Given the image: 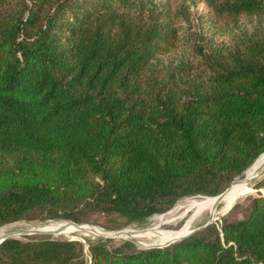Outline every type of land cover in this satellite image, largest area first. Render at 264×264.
Listing matches in <instances>:
<instances>
[{"label": "trees", "instance_id": "trees-1", "mask_svg": "<svg viewBox=\"0 0 264 264\" xmlns=\"http://www.w3.org/2000/svg\"><path fill=\"white\" fill-rule=\"evenodd\" d=\"M204 1L261 20L200 51L192 75L160 58L179 46L184 8L0 0V225L38 209L130 224L220 194L264 152V0ZM254 188L242 219L165 246L98 242L86 260L77 240L6 238L0 264H264V175Z\"/></svg>", "mask_w": 264, "mask_h": 264}, {"label": "rangeland", "instance_id": "rangeland-1", "mask_svg": "<svg viewBox=\"0 0 264 264\" xmlns=\"http://www.w3.org/2000/svg\"><path fill=\"white\" fill-rule=\"evenodd\" d=\"M144 1L157 5L164 4L174 12L178 11L179 7L186 10L184 16L178 17L179 19L177 20L181 36L179 46L171 52L161 55L160 58L170 68H174L175 66H179L182 69L189 67L188 72L192 75L199 74L198 63L200 59L195 58V56L198 57L200 51L208 54L207 52H210L212 48L216 50L229 49L236 42L238 34H241L244 30H251L261 20L256 15L251 17L243 15L234 19L220 18L212 12L204 0ZM263 171L264 161L256 164L253 163L242 177L236 176L230 184L233 181L244 178V176L245 179L241 183L232 184L230 189L234 190L236 187L243 188L245 186L250 190L242 193L225 192V196L215 203L214 210L210 204L214 196L189 197L177 201L166 212L127 224L122 217L116 214L101 213L93 209L84 210L78 222L65 218L51 219L46 216V212L38 209L30 213L28 218L0 225V234L9 230L19 232V230L25 229L30 230L29 233L31 234H19L9 238H17L21 241L42 239L77 240L82 244L83 257L86 260H89L88 246L98 242L104 243L108 248L118 246L125 241L132 242L137 248L171 244L187 236L186 234H176L177 231L188 230L189 232L193 228L202 225L209 217L213 216V222H218V224L223 216L229 221L242 219L247 211L249 199L257 195L258 189L254 188V184L263 176H258ZM261 192L264 195V190H261ZM234 204L236 207L231 210ZM69 221L92 229L84 230L80 228L79 230H71L73 226L77 225ZM45 226L50 227V229L35 232ZM127 229L140 232L145 231L146 233H150V235H132L134 233L125 231ZM62 230L69 231V234L73 235L74 239L61 232Z\"/></svg>", "mask_w": 264, "mask_h": 264}, {"label": "bare ground", "instance_id": "bare-ground-1", "mask_svg": "<svg viewBox=\"0 0 264 264\" xmlns=\"http://www.w3.org/2000/svg\"><path fill=\"white\" fill-rule=\"evenodd\" d=\"M262 161H264V155H262V156H260L259 158H257V160L254 162L255 164L256 163H258V162H262ZM251 173V172H250ZM250 189H248L247 187H245V186H243V188L242 187H236V189H234V190H232V189H229L228 190V192L229 193H242V192H248ZM225 196V193L223 194V196L222 197H224ZM221 197V198H222ZM218 201V199H216L215 198V196L211 199V201H210V204H211V206H212V209L214 210V206H215V203ZM212 218H214L213 216H212ZM80 228H83L84 230H91L92 228H90V227H83V226H80V225H77V226H73L72 228H71V230H74V229H76V230H79ZM47 229H50V227H41L40 228V230H38V231H35V232H40V231H47ZM125 231H129V232H133L134 234H132V235H137V236H139V235H142V234H148V235H150V233H146L145 231H142V232H140V231H136V230H132V229H127V230H125ZM61 232H63V233H65V234H67V235H69L68 237H70V238H73L74 236L73 235H71V234H69L70 232L69 231H61ZM124 233H126V232H124ZM190 233V231L188 232V230H179V231H177L176 232V234H179V235H188ZM14 234L15 235H19V232H14ZM164 234V233H163ZM74 239V238H73Z\"/></svg>", "mask_w": 264, "mask_h": 264}, {"label": "water", "instance_id": "water-1", "mask_svg": "<svg viewBox=\"0 0 264 264\" xmlns=\"http://www.w3.org/2000/svg\"><path fill=\"white\" fill-rule=\"evenodd\" d=\"M262 153H264V152H262ZM261 153V154H262ZM260 154V155H261ZM259 155V156H260ZM258 156V157H259ZM257 157V158H258ZM257 158L251 163V165L257 160ZM250 165V166H251ZM250 166H248L241 174H244L245 173V171L250 167ZM241 174H239L237 177H240L241 176ZM260 175H264V171L263 172H261L258 176H260ZM245 179V176H244V178H242V179H240V180H238V181H233L223 192H221L220 194H218V195H216L215 196V198L216 199H220L222 196H223V194L225 193V192H227L229 189H230V187L232 186V184H237V183H241V182H243V180ZM214 221V219L212 218V217H209L202 225H200V226H197V227H195V228H193L191 231H190V233L187 235V236H185V237H188L189 235H191V234H193V233H195L196 231H198V230H201L202 228H204V227H206V226H208L210 223H212ZM69 222H71L72 224H75V225H80L79 223H76V222H73V221H69ZM29 231L30 230H19V234H31V233H29ZM115 231H119V230H115ZM14 232L15 231H12V230H9V231H7V232H5V233H2V234H0V243L3 241V240H5L6 238H9V237H12V236H14L15 234H14ZM184 237V238H185ZM170 244V243H169ZM165 245H168V244H164V245H154V246H150V247H161V246H165ZM149 248V247H148Z\"/></svg>", "mask_w": 264, "mask_h": 264}]
</instances>
